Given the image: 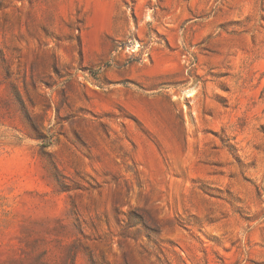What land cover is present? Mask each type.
<instances>
[{"label":"rangeland","instance_id":"obj_1","mask_svg":"<svg viewBox=\"0 0 264 264\" xmlns=\"http://www.w3.org/2000/svg\"><path fill=\"white\" fill-rule=\"evenodd\" d=\"M0 264H264V0H0Z\"/></svg>","mask_w":264,"mask_h":264},{"label":"trees","instance_id":"obj_2","mask_svg":"<svg viewBox=\"0 0 264 264\" xmlns=\"http://www.w3.org/2000/svg\"><path fill=\"white\" fill-rule=\"evenodd\" d=\"M45 144H50V142L47 141ZM44 146H45V147H48V145H44ZM137 218H138V216H136V215H135V216H132V220H135V219H137Z\"/></svg>","mask_w":264,"mask_h":264}]
</instances>
